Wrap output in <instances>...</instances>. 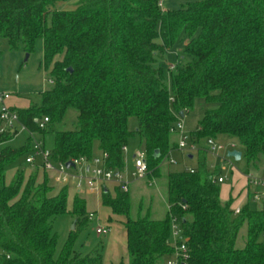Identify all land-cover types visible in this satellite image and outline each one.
<instances>
[{"label": "trees", "instance_id": "1", "mask_svg": "<svg viewBox=\"0 0 264 264\" xmlns=\"http://www.w3.org/2000/svg\"><path fill=\"white\" fill-rule=\"evenodd\" d=\"M59 1L67 0H0V37L11 50L22 45L29 54L43 40L41 67L52 84L38 103L17 112L55 162L90 161L96 148L108 154L107 167L122 169V148L136 134L156 176L176 144L169 129L195 101L202 112L192 138L234 140L244 171L264 160V0H183L164 12L159 0H79L71 10L52 9ZM180 32L189 61L170 74L167 87L162 55ZM68 110L77 114L76 127L55 132L48 146V129ZM44 117L48 126L39 130ZM15 136L0 134V264H102V244L86 255L75 247L87 227L84 200L74 196L68 210V189L51 196L37 170L28 177L18 170L6 181L7 169L30 151V142L1 147ZM127 193L115 188L114 196L102 195L103 205L124 218L127 264H157L171 255L169 214L181 220L185 264H264V201L259 210L245 205L233 216L203 166L166 174L167 213L159 220L148 212L131 218ZM64 215L75 219V230L58 251L52 220ZM243 224L245 241L237 248Z\"/></svg>", "mask_w": 264, "mask_h": 264}, {"label": "rangeland", "instance_id": "2", "mask_svg": "<svg viewBox=\"0 0 264 264\" xmlns=\"http://www.w3.org/2000/svg\"><path fill=\"white\" fill-rule=\"evenodd\" d=\"M79 0H67L56 2L52 9L57 11L71 10L75 7ZM183 0H159V9L161 11L176 10L183 5ZM186 41V36L180 32L172 45L164 50L163 60L160 65L163 73L164 83L168 87L169 77L176 68L181 64L189 61L187 55L183 51V46ZM157 44H161V40L156 39ZM43 40L38 38L34 43V48L31 53H26L22 45L17 49L11 50L8 42L0 37V90L9 94L10 99L8 105L16 110H23L29 107L31 103H38L40 94L49 86L47 75L41 67L43 59ZM202 105L199 101H195L192 109L182 117H179L178 122L181 124L182 130L185 133L190 132L201 118ZM76 112L68 110L62 122L56 123L49 130L46 138V143L51 145L53 134L57 131H68L76 127ZM127 129L134 132L136 129L135 119H129L127 122ZM175 136L171 134L170 139L174 140ZM219 139V142L227 147V144H234V149H238L234 140ZM30 142L29 134L25 131H19L18 134L8 143L1 147H10L12 149H19ZM48 148V147H47ZM125 150L122 152L123 157V172L130 173L132 171V157L137 151H142L143 142L138 135L133 134L124 146ZM49 149V148H48ZM100 153L94 154V157H99ZM175 164L168 165L161 160L158 168V174L151 177L131 181L128 184L129 202H130V217L135 218L137 214L140 216L149 213L152 219H161L167 213L166 206V173L180 172L185 168H194L198 166V158L196 153L192 154V159L180 156L177 152H172L170 156ZM208 163H214L213 159L207 157ZM39 163V159H37ZM234 168L229 170L225 167L221 170V176L226 180L222 184H218L219 198L222 202H230L231 207L240 206L242 209L247 205L249 210H259L263 204V200H253L250 198L248 203H244L243 195L240 194L241 174L245 170V163L242 159L234 162ZM25 170V175L28 177L33 170L24 163V157L16 160L6 171V181H12L14 174L18 170ZM49 181L52 188L51 196H55L59 191L66 187L67 192V209L71 210L74 196H78L82 200H86V219L89 212L94 213V221L87 222V227L82 230L75 239V247L77 251L83 255L91 253L99 244L103 246L102 264H127V256L125 251V241L123 234L124 218L115 216L111 210L102 203V191L100 190L96 196L91 197V193L86 189H82L80 194L74 193L71 186H61L55 184L50 175L43 174ZM89 174H83V177H88ZM51 179V180H50ZM152 179V180H151ZM150 181V184H148ZM104 187L111 196L115 194L114 186L105 184ZM75 219L70 215H64L54 218L52 220L53 230L58 235V251L67 242L68 237L72 231L75 230ZM108 228L106 235H98L96 233V225ZM178 224V222H177ZM74 226V227H73ZM73 228V229H72ZM261 236L259 237V239ZM245 241V224H243L237 234L235 246L240 248ZM157 264H160L158 262Z\"/></svg>", "mask_w": 264, "mask_h": 264}, {"label": "built area", "instance_id": "3", "mask_svg": "<svg viewBox=\"0 0 264 264\" xmlns=\"http://www.w3.org/2000/svg\"><path fill=\"white\" fill-rule=\"evenodd\" d=\"M50 85L51 81L48 82ZM9 94L0 90V134L17 135L19 131H25L30 138V151L25 156L24 162L30 167H38L45 173H51L52 181L61 186H71L74 190L80 192L86 188L91 194L99 193L104 190L105 184H113L119 191L128 192L129 180H142L151 177V171L147 167L143 151H137L132 157V171L126 174L122 169H112L107 167L108 154L101 152L99 157H93L90 161L81 157L71 160L74 168H66L65 164L55 162L51 151L44 146L42 137L37 133L30 132L20 121L16 109L8 105ZM171 100V99H169ZM49 119L44 117L37 121L38 129L45 130ZM170 134L177 136L175 146L168 150L162 161L168 165L175 164L170 157L172 152H177L183 157L194 153H203L213 159L214 163L207 166L209 179L212 183L222 184L226 178L221 176V170L225 167L234 168L233 159L226 156V152L234 150L235 145L230 143L227 147L220 143L216 138L203 139L201 147L196 139L192 138L190 133L182 130L178 120L169 129ZM125 148H122V152ZM39 159V163L37 162ZM184 171L193 173V169L185 168ZM89 174L83 177V174ZM245 181V188L249 191L253 200L262 199L264 201V170L260 172L246 170L242 172ZM232 215L237 216L240 207L231 208ZM89 222H93L94 213L90 212L87 216ZM178 222V224H177ZM96 233L106 235L108 228L97 223ZM169 247L171 255L164 258L160 264H185L187 257L184 239L182 237L181 220L174 215L169 214Z\"/></svg>", "mask_w": 264, "mask_h": 264}, {"label": "crops", "instance_id": "4", "mask_svg": "<svg viewBox=\"0 0 264 264\" xmlns=\"http://www.w3.org/2000/svg\"><path fill=\"white\" fill-rule=\"evenodd\" d=\"M196 127V126H195ZM195 127L192 129V130H190V132H192V131H194L195 130ZM190 132H188V133H190ZM173 135V134H172ZM175 136V138H174V140H171V143L172 144H174V143H176V141H177V136L176 135H174ZM218 141H219V139H224L223 137H221V136H219V137H217L216 138ZM199 144H200V146L202 147L203 146V139L202 140H200V142H199ZM234 150H237V149H234ZM96 153H100V151L98 150V149H96L95 148V150H94V154H96ZM180 155V154H179ZM196 155H197V160H198V165H200V166H203L206 170H207V166H209L210 164H212V163H208V161H207V155H205V154H203V153H196ZM180 156H182V155H180ZM191 158L190 159H192V154H190L189 155ZM187 159H189L188 158V156L186 157ZM189 159V160H190ZM240 159H241V156H240ZM234 161V160H233ZM235 162V161H234ZM30 167V166H29ZM33 171L34 170H37V172H38V174L40 175V177L37 179V180H39V181H41L42 180V176H43V174H48V175H50V178L53 176L51 173H45V172H43L39 167H38V165L36 166V167H30ZM196 167H194V168H190V169H195ZM165 170V173L167 174L168 173V170L167 169H164ZM247 170H252V171H256V172H260V171H262V170H264V160H262L257 166H255V167H253V166H249L248 168H247ZM126 174L128 175V173L126 172ZM51 180V179H50ZM152 180V179H151ZM130 182L131 181H135V180H129ZM150 184V181H148V184L147 185H149ZM110 185H112V186H114L113 184H110ZM240 187H241V190H240V194L241 195H243L241 198H243L244 199V203L246 202V203H248V201L250 200V193H249V191L245 188V181H244V178L242 177V174H241V184H240ZM114 188H116L115 186H114ZM74 190V189H73ZM104 192H108L107 190H106V188L104 187V190L102 191V195H103V193ZM74 193H78V194H80V192H78V191H76V190H74ZM98 193V192H97ZM97 193H95V194H91V197H94V196H96L97 195ZM109 193V192H108ZM220 199V198H219ZM84 201H85V206L87 205L86 204V200L84 199ZM221 201V200H220ZM222 202V201H221ZM236 207H240V206H236ZM231 208H235V207H231ZM241 209V208H240ZM87 211V210H86ZM90 213V212H89ZM116 216V215H115ZM152 219V218H151ZM153 220H159V219H153ZM99 224V223H98ZM100 225V224H99ZM122 227H123V225H122ZM123 234H124V241H125V233H124V230H123ZM125 251H126V249H125Z\"/></svg>", "mask_w": 264, "mask_h": 264}, {"label": "water", "instance_id": "5", "mask_svg": "<svg viewBox=\"0 0 264 264\" xmlns=\"http://www.w3.org/2000/svg\"><path fill=\"white\" fill-rule=\"evenodd\" d=\"M179 116L182 117L181 112L179 113ZM226 156L231 157L235 162H237L240 160L241 153L237 150H231V151L226 152ZM188 158L190 159L191 157L188 156ZM65 166H66V168H74V166L71 162H68L67 164H65Z\"/></svg>", "mask_w": 264, "mask_h": 264}]
</instances>
